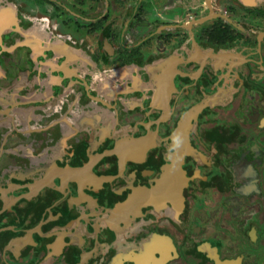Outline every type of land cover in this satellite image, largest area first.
<instances>
[{
  "label": "flooded vegetation",
  "instance_id": "1",
  "mask_svg": "<svg viewBox=\"0 0 264 264\" xmlns=\"http://www.w3.org/2000/svg\"><path fill=\"white\" fill-rule=\"evenodd\" d=\"M217 1L0 0V264H264V28Z\"/></svg>",
  "mask_w": 264,
  "mask_h": 264
},
{
  "label": "water",
  "instance_id": "2",
  "mask_svg": "<svg viewBox=\"0 0 264 264\" xmlns=\"http://www.w3.org/2000/svg\"><path fill=\"white\" fill-rule=\"evenodd\" d=\"M179 130H177L175 137L178 135ZM121 147V145L119 146ZM184 152V151H183ZM182 152L181 148H177L176 153L173 155V159L170 165H168L166 172H164L163 176L160 178V180L153 186V188L149 192V201L152 203H155L156 205L158 203H163V198L171 197L169 194L172 190L177 189L180 193V196H183V191L186 186V173L183 169L184 164V157L185 153ZM144 157L147 155V151L142 154ZM175 170H178L180 172H176L178 175L180 174V177L174 176L175 183H179L180 185H176L175 187H172L173 184L170 183L172 181V177L169 176L170 172H175ZM172 198V197H171Z\"/></svg>",
  "mask_w": 264,
  "mask_h": 264
},
{
  "label": "rangeland",
  "instance_id": "3",
  "mask_svg": "<svg viewBox=\"0 0 264 264\" xmlns=\"http://www.w3.org/2000/svg\"><path fill=\"white\" fill-rule=\"evenodd\" d=\"M11 0H9L10 2ZM29 1V0H28ZM217 1V0H216ZM264 0H253L251 3H246L243 2L242 0H228V2L226 0H218L217 1V6L218 8L220 9L219 12H222V8H225V6L227 5V10H229V13H228V16L231 15L232 17L235 16L239 22H244L247 24V26L249 28H251L250 31H254V32H257L259 30L260 27H262L261 29L264 28V17H263V25H259L257 22H256V17H255V13H256V5H258L257 3L258 2H263ZM195 3V0H193V4ZM216 3V2H215ZM264 3V2H263ZM23 6L19 5V9L20 10H25L27 12V10L31 7L32 8V5L31 4H27L25 2H23ZM27 7H26V6ZM25 6V7H24ZM263 9H264V4L262 5ZM225 8V9H226ZM204 10L206 11V9L204 8ZM224 10V9H223ZM47 12V11H46ZM48 13V12H47ZM206 13V12H205ZM43 14L41 16H37V23L39 24L41 22V20L43 19ZM47 16H50V14H47ZM26 32V31H25ZM53 41V40H52ZM56 42V41H55ZM12 53V52H11ZM176 53V51H175ZM174 53V54H175ZM1 57V56H0ZM13 58V57H12ZM214 64H212L213 66ZM225 71V70H224ZM215 72L212 71L211 73ZM217 72V70H216ZM221 73V72H220ZM217 77V76H216ZM219 78V77H217ZM233 83V80L231 81ZM235 82V81H234ZM15 83V82H14ZM23 83H25V81L23 80ZM225 84V83H224ZM228 84V83H226ZM168 137L166 136L165 138H160L159 142L160 144H162V141H167ZM159 152V151H158Z\"/></svg>",
  "mask_w": 264,
  "mask_h": 264
},
{
  "label": "bare ground",
  "instance_id": "4",
  "mask_svg": "<svg viewBox=\"0 0 264 264\" xmlns=\"http://www.w3.org/2000/svg\"><path fill=\"white\" fill-rule=\"evenodd\" d=\"M199 106H197L196 108H194L192 111H190L189 113L186 114L184 120L181 122V126L180 129L181 130L179 133L183 136L184 133L187 131V127L190 124V122L192 121V119L198 114V108ZM200 112V111H199ZM182 149V152L185 153L187 150L185 149V141L183 140V145L180 147ZM187 153V152H186ZM44 182L41 181L40 185H43Z\"/></svg>",
  "mask_w": 264,
  "mask_h": 264
},
{
  "label": "trees",
  "instance_id": "5",
  "mask_svg": "<svg viewBox=\"0 0 264 264\" xmlns=\"http://www.w3.org/2000/svg\"><path fill=\"white\" fill-rule=\"evenodd\" d=\"M225 27V26H224ZM228 31H229V34L231 35V36H233V34H235V31L232 29V27L230 26V27H225ZM222 37V36H221Z\"/></svg>",
  "mask_w": 264,
  "mask_h": 264
}]
</instances>
